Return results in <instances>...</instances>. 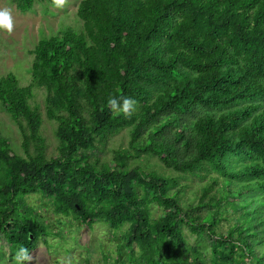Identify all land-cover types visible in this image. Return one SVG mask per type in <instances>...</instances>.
I'll return each mask as SVG.
<instances>
[{"label":"trees","instance_id":"1","mask_svg":"<svg viewBox=\"0 0 264 264\" xmlns=\"http://www.w3.org/2000/svg\"><path fill=\"white\" fill-rule=\"evenodd\" d=\"M12 1L27 12L44 0ZM77 13L81 30L67 28L33 49L31 84L0 76V102L24 151L0 135V232L34 249L50 231L25 198L42 193L56 215L128 225L121 239L134 264H206L184 251L185 224L217 236L212 264H264L255 250L264 228L253 223L264 227V0H82ZM35 87L47 91L57 156L47 155L43 116L30 103ZM110 96L136 100L133 115L113 113ZM124 128L130 143L114 151L112 164L79 154ZM142 153L181 173L217 176L198 203L186 205L176 177L132 165ZM220 181L216 199L210 194ZM249 192L262 194L256 205L237 201ZM222 200L241 210L226 235L216 230ZM206 206L216 209L204 213Z\"/></svg>","mask_w":264,"mask_h":264},{"label":"rangeland","instance_id":"2","mask_svg":"<svg viewBox=\"0 0 264 264\" xmlns=\"http://www.w3.org/2000/svg\"><path fill=\"white\" fill-rule=\"evenodd\" d=\"M81 1L68 0L67 5L62 9L52 6L51 0L36 1L32 10L22 12L12 0H0V8H11L15 20V28L11 35L0 30V76L14 73L21 85L31 84V69L35 58L32 53L33 49L42 38L60 34L67 28L81 30L83 21L77 13ZM46 93L44 87H35L34 97L30 103L38 108L43 116L42 134L48 143L47 155L52 157L59 155L60 142L56 136L57 123L46 115ZM0 135L10 140L16 153L24 154L20 129L1 102ZM130 137V130L124 128L114 134L106 144L99 145L94 150H81L79 154L89 155L92 161L98 157L112 164L114 151L128 147ZM132 165L141 166L146 172L156 171L162 175L176 177L178 180L176 189L182 190L181 202L186 205L198 203L203 187L212 180V176H217V173L210 169H199L196 173H181L165 166L156 155L148 153H142L132 161ZM223 190L221 182L211 191L210 195L220 199ZM261 196L260 193L249 192L244 197H237L239 199L237 201L244 205L253 201L252 204L256 205ZM25 200L27 205L33 207V214L44 222L50 231L47 235L39 237L35 248L30 251L34 257L33 264H57L60 257L68 256H74L78 264H134L129 257V250L121 239L128 225L114 229L108 222L98 221L89 226L75 217L56 215L53 201L42 193L31 194ZM217 208L220 214L216 217L217 219L221 217V219L216 225V230L226 235L232 227L239 223L241 210L235 212L231 208L226 209L224 200ZM151 209L156 216L162 213V208L158 204L153 203ZM211 209L215 210L216 207L206 206L202 211L206 213ZM262 213L260 210L259 218ZM253 223L258 230L264 228L260 225L259 219H254ZM183 232L186 238L184 243L186 254L193 257L197 251L202 261L212 264L213 243L217 236L193 233L186 224L183 226ZM237 235L238 233L235 232L234 239ZM17 246L9 243L5 234L0 232V253L7 249L9 261L11 253ZM255 250L258 255H264V243L257 244ZM242 262H246L245 259ZM247 262L253 263V260L250 259Z\"/></svg>","mask_w":264,"mask_h":264},{"label":"clouds","instance_id":"3","mask_svg":"<svg viewBox=\"0 0 264 264\" xmlns=\"http://www.w3.org/2000/svg\"><path fill=\"white\" fill-rule=\"evenodd\" d=\"M68 0H51L52 6L57 9L64 8ZM15 28V20L13 11L9 7L0 8V30L6 31L11 35ZM137 101L121 96L119 98L110 96L107 105L113 113L123 114L125 117H131L137 108ZM34 257L30 250L23 245L16 247L15 251L11 253V260L9 261V253L4 249L0 253V264H33ZM57 264H78L74 256L60 257Z\"/></svg>","mask_w":264,"mask_h":264},{"label":"water","instance_id":"4","mask_svg":"<svg viewBox=\"0 0 264 264\" xmlns=\"http://www.w3.org/2000/svg\"><path fill=\"white\" fill-rule=\"evenodd\" d=\"M31 239H33V235H31Z\"/></svg>","mask_w":264,"mask_h":264}]
</instances>
